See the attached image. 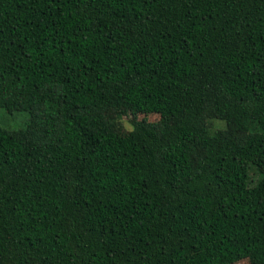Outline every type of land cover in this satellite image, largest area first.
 Here are the masks:
<instances>
[{"label":"trees","instance_id":"1","mask_svg":"<svg viewBox=\"0 0 264 264\" xmlns=\"http://www.w3.org/2000/svg\"><path fill=\"white\" fill-rule=\"evenodd\" d=\"M0 264H264V0H0Z\"/></svg>","mask_w":264,"mask_h":264},{"label":"rangeland","instance_id":"2","mask_svg":"<svg viewBox=\"0 0 264 264\" xmlns=\"http://www.w3.org/2000/svg\"><path fill=\"white\" fill-rule=\"evenodd\" d=\"M29 115L27 112L14 111L13 113H7L6 111L1 112L2 125L8 128H20L25 125ZM225 125V122H222ZM132 122L129 117H124V126L130 128Z\"/></svg>","mask_w":264,"mask_h":264}]
</instances>
